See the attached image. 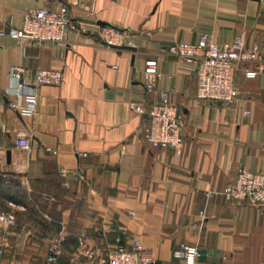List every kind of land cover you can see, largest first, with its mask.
<instances>
[{"label": "crops", "instance_id": "crops-1", "mask_svg": "<svg viewBox=\"0 0 264 264\" xmlns=\"http://www.w3.org/2000/svg\"><path fill=\"white\" fill-rule=\"evenodd\" d=\"M61 5L85 30H70L60 42L21 44L0 35V210L17 206L0 264H48L49 243L60 234L57 264H85L74 260L79 235L103 249H130L139 240L154 264H185L173 256L182 243L199 247L196 264H260L264 204L214 192L240 167L264 171V71L247 77L243 68L256 62H240V96L231 104L197 99L194 64L167 47L203 34L221 44L243 33L264 55V0H0V31L20 26L28 8ZM100 21L132 42L104 43L95 33ZM149 57L158 59L161 76L146 92ZM13 65L29 77L40 68L62 72L60 83L36 87L33 114L11 106ZM159 90L169 92L181 118L180 156L149 144L141 132L148 118L133 109ZM22 133L28 151L16 146Z\"/></svg>", "mask_w": 264, "mask_h": 264}, {"label": "built area", "instance_id": "built-area-1", "mask_svg": "<svg viewBox=\"0 0 264 264\" xmlns=\"http://www.w3.org/2000/svg\"><path fill=\"white\" fill-rule=\"evenodd\" d=\"M95 33L108 45L130 44L132 41L126 34L114 25H96ZM85 30V25L74 22L66 5L56 9L46 6L31 7L26 10L20 26L9 25L6 32L19 43L27 41L60 42L64 41L70 30ZM168 51L180 60L194 64L197 88L196 98L202 100L220 101L225 104L235 102L240 96V89L235 81V73L240 62L255 61V67H244L245 76L254 77L264 71V55L259 45H247L243 33L237 34L232 40L218 43L206 34L195 42L180 41L168 45ZM10 84L7 92L14 94L17 99L11 106L22 114H33L37 108L38 96L36 87L40 84H58L62 79V72L57 69L40 68L31 77L25 74L20 65H13L9 70ZM161 72L158 68V59L149 57L144 60L142 86L146 92L155 90ZM24 97L26 103H20ZM139 115H146L148 122L141 127V132L152 146L172 148L177 156L183 150V126L177 107L172 104L167 90H159L157 98L149 105L137 104L133 107ZM245 113H248L246 110ZM16 146L22 151L31 148L30 141L25 133L16 138ZM48 152L49 148L45 149ZM214 194L226 200L241 202L249 200L256 206L264 204V171L252 172L244 167L237 171L236 178L227 184L221 191ZM10 210H0V229L2 240L0 253L6 245V231L15 225L14 209L17 207L9 203ZM63 234L53 239L48 246L46 262L57 264L63 255ZM197 245L182 243L173 250V256L184 260L185 264H196L201 256ZM81 259L85 264H154V255L144 249L139 240H134L132 247L126 249L122 245L103 249L84 235H79L74 260ZM264 264V260L260 262Z\"/></svg>", "mask_w": 264, "mask_h": 264}, {"label": "water", "instance_id": "water-1", "mask_svg": "<svg viewBox=\"0 0 264 264\" xmlns=\"http://www.w3.org/2000/svg\"><path fill=\"white\" fill-rule=\"evenodd\" d=\"M99 23H100V24H107V25H112V24H110V23H107V22H104V21H100Z\"/></svg>", "mask_w": 264, "mask_h": 264}]
</instances>
